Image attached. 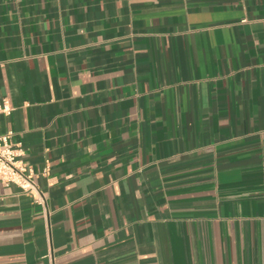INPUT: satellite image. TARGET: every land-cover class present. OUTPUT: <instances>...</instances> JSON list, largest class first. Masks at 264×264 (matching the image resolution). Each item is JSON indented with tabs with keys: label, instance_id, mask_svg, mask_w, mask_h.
Segmentation results:
<instances>
[{
	"label": "crops",
	"instance_id": "1",
	"mask_svg": "<svg viewBox=\"0 0 264 264\" xmlns=\"http://www.w3.org/2000/svg\"><path fill=\"white\" fill-rule=\"evenodd\" d=\"M0 264H264V0H0Z\"/></svg>",
	"mask_w": 264,
	"mask_h": 264
},
{
	"label": "built area",
	"instance_id": "2",
	"mask_svg": "<svg viewBox=\"0 0 264 264\" xmlns=\"http://www.w3.org/2000/svg\"><path fill=\"white\" fill-rule=\"evenodd\" d=\"M11 107L6 98L0 100V113L9 114ZM11 131L0 132V181L5 185L15 184L23 192L33 194L39 204L45 203L42 191L38 188L37 174L21 159L22 150L10 140Z\"/></svg>",
	"mask_w": 264,
	"mask_h": 264
}]
</instances>
